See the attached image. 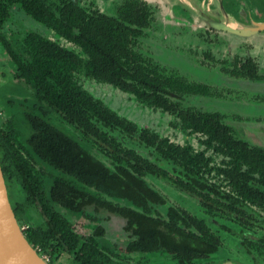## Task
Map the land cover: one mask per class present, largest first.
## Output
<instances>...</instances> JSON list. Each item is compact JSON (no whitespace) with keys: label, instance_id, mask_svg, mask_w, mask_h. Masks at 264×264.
Wrapping results in <instances>:
<instances>
[{"label":"trees","instance_id":"trees-1","mask_svg":"<svg viewBox=\"0 0 264 264\" xmlns=\"http://www.w3.org/2000/svg\"><path fill=\"white\" fill-rule=\"evenodd\" d=\"M83 1L63 0L57 14L46 0H0V40L18 66L17 78L34 91V102L23 112L31 129L27 140H21L16 119L0 136L10 200L20 225L27 224L23 231L29 243L52 264H126L100 242L107 234L104 226L81 236L58 209L82 212L93 206L125 219L131 232L127 254L166 252L178 264H193L217 252L223 242L207 220L172 204L148 180L151 175L198 198L211 219L229 216L240 227L264 228V148L240 137L223 117L183 106L194 87L138 51L150 25L145 4L125 0L109 15L83 7ZM13 5L80 51L35 32L17 48L3 32ZM80 73L176 115L182 130L202 136L204 148L140 127L87 90ZM53 116L97 147L108 163ZM34 211L42 223L32 220Z\"/></svg>","mask_w":264,"mask_h":264},{"label":"rangeland","instance_id":"rangeland-1","mask_svg":"<svg viewBox=\"0 0 264 264\" xmlns=\"http://www.w3.org/2000/svg\"><path fill=\"white\" fill-rule=\"evenodd\" d=\"M122 1L123 0H92V3L102 12L111 14L114 13L115 8ZM245 1L250 8L257 12V15H260L259 20H264V0ZM92 3L91 1L87 2L86 6H89ZM197 10L198 14L196 16V21L195 23H193L195 29L188 30L191 32H181L179 30L170 31L169 28L162 27L160 23H156V28L151 30L152 32L150 33V35L148 34L147 37L144 36L141 39L142 43L139 44L138 51L148 59H151L156 64L160 65L163 68H166L170 73L185 76L188 79H192L196 76L197 78H199L198 81H205L208 77L206 75V72L201 68H197L195 64H193L194 67L190 66V64L186 60H184L182 56H185L186 53L191 52L192 54H195V58L202 59L203 57H205V53L213 52L216 56H218V58L224 57L225 53L223 52L225 50L226 44L207 42L203 38L198 36L199 32L205 30L203 27L207 26L201 25V22L198 20V18L206 11L212 13L211 15L216 13L211 12L207 4L203 5L202 9ZM14 15V21L9 23L7 33L10 39H12V41L16 45L21 44L26 31L33 30L53 40H57L61 44H64L77 52L80 51V48L74 46L71 43H68L67 41H65V39L57 37L56 34L53 31H50V29L47 28L43 23L36 21L35 19L27 15L23 10L17 8L14 11ZM230 22L234 21H227V23ZM175 23L176 24H171L175 28H181L182 26H185V24L181 22L175 21ZM174 37L177 38L174 40ZM227 39L232 44H235L239 41V39L233 35H228ZM251 41L255 42L260 48L264 47V35H258ZM1 57L2 54L0 53V59H2ZM77 77L80 83L87 90L92 92L96 97L103 99L112 108L117 110L119 114L126 116L130 120L136 122L140 127H149L153 130H156L161 133V135L168 136L177 143L184 144L186 142H190L197 150H201L204 148L203 144L201 143L202 136L197 134L189 135L186 131L182 130L179 124L180 122L176 116L170 115L169 113H165L161 110H154L146 107L141 103H138L136 99H134V97L130 94L115 89L111 85L95 82L87 78L83 73L78 74ZM220 81H217L215 85L217 86ZM229 81L234 83V81L229 79L228 76H225L223 82L228 83ZM249 85L250 86H242L246 88H251V86H254L252 84ZM184 102L187 105L193 104L200 109H205L206 111H219L225 113L227 115L226 123L233 127L235 133L240 135V137L247 140L251 144L264 148V108H256L253 104L250 103L249 105L244 104V106L239 109L234 99L231 96L227 95L216 96V98H213V96L208 97L194 95L186 98ZM255 116H257L258 118H262V122L253 121V118ZM237 117L241 118L242 120H239ZM53 119L57 124H61L63 127H65L71 135L76 136L79 141H81L84 147H86L89 151L101 157L108 163L106 157L98 150L97 147L85 140L72 127L63 124L56 116H53ZM6 122V115L3 113L0 114V136L2 135V133L9 131V128L6 126ZM20 122L24 123V120L21 119ZM22 131L24 134V138H26V136L30 134L31 129L28 125L24 124L22 127ZM210 154L212 153L210 152ZM216 160L217 162L220 161L217 157ZM54 173L57 176L60 175V173L58 172ZM62 176L65 177V175ZM148 180L163 194H165L172 204L185 209L194 215L205 218L213 231L221 237L224 245L230 249V253L233 256H237L239 258L243 257V259L246 258V260L248 259L244 252L245 248L240 241L247 236V231L249 229L258 235L263 234V231L260 228L253 227L252 225L250 226L248 224L240 227L238 224L233 223V219L229 216H218L216 219H211L205 213L200 200L195 196L179 191L169 183L160 181L157 178L148 177ZM58 209H60L62 214L72 222L73 229L81 236L86 237L91 235L94 232L95 228L101 223L107 229H109L108 220L106 221L100 217L96 218L93 212L76 213L63 208ZM31 214V218L35 223L39 224L40 221L41 223L44 221V218L41 217L38 211H34V213ZM102 214L104 216L107 213L102 212L101 216ZM262 215V217L264 218V212H262ZM114 230V234L100 238V242L104 246H108L114 251L124 253V245L127 239L121 235L118 228H115ZM255 238L259 237L256 236ZM235 239L237 240V242H235ZM256 249L262 251L260 252V254L264 253V247H257ZM223 255L226 257L225 254ZM218 256L219 255H213L211 258H214L216 260ZM211 258L208 260L196 261L194 264H209V260H212ZM129 259L131 260V262L129 261L128 264H177V260L175 259V257L166 252L133 253L130 254ZM68 260L69 256L67 255L62 258L63 262L67 263Z\"/></svg>","mask_w":264,"mask_h":264},{"label":"flooded vegetation","instance_id":"flooded-vegetation-1","mask_svg":"<svg viewBox=\"0 0 264 264\" xmlns=\"http://www.w3.org/2000/svg\"><path fill=\"white\" fill-rule=\"evenodd\" d=\"M90 1L92 3V0H85L81 4L83 7L87 9L97 8L93 3L89 6H86V3ZM124 1L125 0H123L122 2ZM139 1L145 4V7H147V12L149 14L147 20H149L150 25L148 26V28L144 30V34H143L146 37L148 36V34L150 35V33L152 32L151 30L156 28L155 26L156 23H160L162 27L169 28L170 31L179 30L181 32H191L188 30L195 29L193 23H195L196 21V16L198 14L197 9H202V6L206 4L211 12H215L220 15H225L227 19H229V21H234L227 24L226 27L220 26V28L207 25L206 27H203L205 30L198 33V36L203 38L207 42H212L216 44H220V43L226 44L225 50L223 52L225 53L224 54L225 58L224 57L218 58V56H216L213 52L205 53V57H203L202 59L195 58L194 56L195 54H192L191 52L186 53L185 56H182V58H184V60H186L190 64V66L194 67L193 64H195L197 68L203 69L206 72V75L208 76L205 81L203 80L198 81L199 78H197L196 76L193 77L192 79H188L187 77L183 76L191 84V86L194 87L193 91L187 92L184 95L182 104L185 108L194 109L195 111H201L204 113L216 114L223 117L224 120H227V115L223 112L206 111L205 109H200L193 104L190 105L185 104L184 102L185 99L194 95L208 96V97L213 96V98H216V96L227 95V96H231L234 99L239 109H241L244 106V104L249 105L250 103L253 104L256 108L259 109L264 108V47L260 48L255 42L251 41L258 35H264V20H259L260 15L259 14L257 15V12L252 8H250L245 0H182V3L180 4L176 0H139ZM62 2L63 0H46L47 5L49 7H52L57 14H58L57 8L62 5ZM121 3L119 5H121ZM118 6L115 8L114 13L111 14L107 13V14L115 15ZM17 8L23 10L27 15H29L33 19L35 18L31 14L27 13L24 9H22L19 5H13L11 7L10 16L3 25V32L5 33V35L12 44H14L17 48L21 49L24 38L30 32H35V33L38 32L33 30L26 31V34L22 39L20 45H16L12 41V39H10L7 33L9 28L8 25L10 22L14 21L13 19V16L15 18L14 11ZM178 8L180 9V11ZM35 20L38 21L37 19ZM175 21L184 23L185 26H182L181 28H175L171 25V24H176ZM38 22L42 23L41 21ZM228 25H237V26L236 29L234 30V29H230ZM46 27L49 28L48 26ZM49 29L50 31H53L57 37L65 39L59 36L56 33V31L53 30L52 28ZM228 35L236 36L239 39V41L235 44H232L227 39ZM176 38L177 37H174V40ZM65 41L67 40L65 39ZM57 42L60 43L59 41ZM67 42L71 43L69 41ZM61 45L66 46L64 44ZM0 53L2 54L1 57L2 59H0V63L3 64V68L1 70L7 68L9 63L11 67L10 70L9 69L6 70L5 74L4 71L0 70V109H1L0 114L3 113L6 115L7 117L6 126L8 128H10L11 126L10 122L16 119V128L21 133V140L26 141L30 134L27 135L26 138H24L22 127L24 124L28 126L29 124L27 123L23 112L25 107H29L34 102V91L33 89L27 88L17 78V74L19 73L18 66L13 61L11 55L4 47L1 40H0ZM225 76H228V78L233 80L234 83H232L231 81H229L228 83L223 82ZM217 81H220V83L216 86L215 83ZM249 84H252L254 86H251V88H246L242 86V85L250 86ZM11 100H14L15 103L14 104L10 103ZM237 118L239 120H242L239 117ZM21 119L24 120V123L20 122ZM261 119L262 118L260 117L258 118L257 116H255L253 118V121L262 122ZM32 164L35 166L37 170H40L42 168V166L38 162L32 161ZM149 177H154L160 181L168 183L167 181H164L161 178L156 177L154 175H151ZM169 184L172 185L171 183ZM172 186L175 187L174 185ZM175 188L178 189L179 191H182L177 187ZM71 212H75V211H71ZM82 212H93L96 218L100 217L106 221L108 220L109 229H107L102 223L98 225V226L102 225L106 228L107 234L105 236L114 234L115 232L114 229L118 228L121 235L124 236L127 240L129 239L131 232L126 229L125 219L122 217L121 214L119 213L110 214L109 211L105 209L96 211V209L93 206L87 207V209ZM82 212H76V213H82ZM102 212H106L107 214L104 216L102 214L101 216ZM248 225L251 226L250 223H248ZM260 229L263 231V234L258 235L249 229L247 231V236L240 241L243 247L245 248L244 252L246 254V257L248 258L247 260L246 258L243 259V257L241 256H240L241 258L237 256H233L230 253V249L227 248L223 243V246L217 252L211 254L209 257L205 259L203 258V259L195 260L194 263L199 260L200 261L208 260L213 255H219L216 260L214 258L213 259L211 258L212 260H209L210 261L209 264H231L233 261L236 260H240L245 264H264V253L260 254V252L262 251L256 249L257 247H264V228H260ZM256 236H258L259 238H255ZM235 242H237L236 239ZM119 254L120 257L116 258V260H121L126 264H128L129 261L131 262L129 256L130 254L133 253L127 254L124 251V253H119ZM223 254H225L226 257ZM47 262L48 264H52L51 260Z\"/></svg>","mask_w":264,"mask_h":264},{"label":"water","instance_id":"water-1","mask_svg":"<svg viewBox=\"0 0 264 264\" xmlns=\"http://www.w3.org/2000/svg\"><path fill=\"white\" fill-rule=\"evenodd\" d=\"M182 3V0H176ZM194 3V2H193ZM206 11L200 17L201 25H211L216 28L226 27L225 15ZM155 162L156 158L151 157ZM162 166H166L163 164ZM245 264L240 260L231 264ZM0 264H48L40 253L29 243L17 219L10 200V193L5 179L0 158Z\"/></svg>","mask_w":264,"mask_h":264},{"label":"built area","instance_id":"built-area-1","mask_svg":"<svg viewBox=\"0 0 264 264\" xmlns=\"http://www.w3.org/2000/svg\"><path fill=\"white\" fill-rule=\"evenodd\" d=\"M21 227H22V229H24V228L27 227V225H22ZM35 249L40 253V255H41L46 261H50V258L48 257V255L45 254V253H43V252H42V249H41L40 247H37V248H35Z\"/></svg>","mask_w":264,"mask_h":264},{"label":"crops","instance_id":"crops-1","mask_svg":"<svg viewBox=\"0 0 264 264\" xmlns=\"http://www.w3.org/2000/svg\"><path fill=\"white\" fill-rule=\"evenodd\" d=\"M9 63V62H8ZM0 67H1V69L3 68V64L2 63H0ZM7 69H11V67H10V63L8 64V66H7V68H4L3 70H1V71H4V74H5V72H6V70Z\"/></svg>","mask_w":264,"mask_h":264},{"label":"bare ground","instance_id":"bare-ground-1","mask_svg":"<svg viewBox=\"0 0 264 264\" xmlns=\"http://www.w3.org/2000/svg\"><path fill=\"white\" fill-rule=\"evenodd\" d=\"M228 26H229L230 29H234L235 30L237 25H228Z\"/></svg>","mask_w":264,"mask_h":264}]
</instances>
